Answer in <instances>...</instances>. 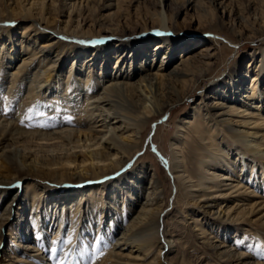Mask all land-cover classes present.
<instances>
[{"label": "rangeland", "instance_id": "obj_1", "mask_svg": "<svg viewBox=\"0 0 264 264\" xmlns=\"http://www.w3.org/2000/svg\"><path fill=\"white\" fill-rule=\"evenodd\" d=\"M13 1H16L19 4L23 2V0H0V8L3 9L4 7L10 6V3ZM55 1L56 5L53 8L54 10H51V16L55 17L57 21L55 29H57L59 35H67V38L65 39H68L69 41L71 40L69 46L74 45L77 47L76 50H79L81 53H87L86 55H89L91 51L86 48V44L96 42V38L92 40L93 38L88 37H99L100 40H102L97 41L99 44H107L110 42L108 39L110 38L109 36L101 35L103 33L100 30V28H102L101 26L109 24L113 25L119 20H124L129 29H134L137 25L136 23L141 20L142 13L154 11L157 8L159 9L158 0ZM176 1V3L171 2V6L168 9V13L176 14L178 21L176 30L172 35L177 39L186 38L200 40L201 43H199L198 46L209 43L210 40L217 39L220 47L226 48L223 49L221 59L219 60L216 69H213L212 73L206 74L204 77L203 74L202 76H197L198 81L196 82V85L190 84L191 82H185L184 84L178 85L177 88L180 90V94L183 95V100H180L179 102L176 100L173 89H171L169 96L172 99L174 98V105H169L160 115L150 118L145 127L146 131L139 139V143H137L132 149L133 156L129 159L125 158L118 170L113 172L111 169L109 171L110 173L107 172L104 178L100 180L93 177L85 181L76 178L69 179V177L62 176L58 172L47 169L46 167H43L42 169L37 168L38 170L33 169L32 167L34 165L31 163L37 156L38 159H45L51 158L58 153L59 147H55L56 145L43 148L34 141L27 144V147L29 148L24 151L22 147L26 143L19 142L17 143V145L21 144L19 145V147L21 146L19 151L13 150L12 152H8V156L0 155V182L6 183L5 186L4 184H0V215L4 214L3 211L8 203H13L11 207L5 211L8 212V214L5 213V215H9L10 217L4 221V224L0 229V232L2 233L0 237V264H60L61 260H63L65 264H92V261H95V264H103L105 262V264H112L108 259L110 258L111 251L114 250L117 238L121 236L123 232H127L125 235L127 243L122 247L123 249H121L122 256L124 257L119 259L115 257V259H118L121 264H130L131 261L133 264H149L150 259H155L158 253L157 244L153 247V251H151L153 253L151 254V257L147 259L148 261L133 259L136 255L138 256L137 258L143 257L144 255V251H131L136 249L133 245H135L137 241L133 240L136 238L141 239L142 236L147 233H150V236L151 234L159 236L161 245L163 243L169 245V251L167 249L163 253V261L165 264H168L170 260L176 262L175 264H221V262L214 256L213 252H211L212 250L198 241L194 230L192 231V225L194 224L193 219L183 216V213L187 211L189 217L194 216L193 218L197 219V216H199L197 214L199 206L193 199L185 196V189L182 188L181 190V187H179L174 173L173 149L175 147L174 143L179 142L178 138L182 139L181 135H184L186 139H183L182 143L179 142L180 145L184 146L185 150L189 152L195 151L201 144L202 152H199V155L201 156L205 149L203 144L199 141L198 137H196L198 139L197 143H191L194 135L192 132L186 130V126H182L184 125L183 121L185 119H192L196 123L195 115L197 114V108L199 107L198 102L202 101V103H200L203 107L201 111L204 112L205 108H207L204 104H210V102L214 101V98L205 99L204 95L213 96L217 88L226 86L230 80L227 73L238 71V74H253L250 70L254 69L253 65L255 63L252 60V63L254 64L247 68V61L251 59V56L248 53L251 51L259 52L264 49V0H223V2H225L223 5L221 4V6L225 7L223 8V12L221 11L223 9L220 10V5L217 6L215 4L214 6L210 0H194L193 5L195 4V7H184L183 9L181 7L185 3V0ZM196 3L199 5H196ZM82 11H84L83 16L80 14ZM109 12L111 14H109ZM70 15L73 20H75L74 26H78V20L80 21L78 28L83 32L79 33V35H84L82 39L76 38L77 40H75L73 32L68 31L65 33L62 31V28ZM27 19L28 18L21 16L17 19H12L10 15L3 16L4 21L3 23L0 22V37H3L2 42L7 43V45L11 42V39L5 31L7 26H10L9 28H11L14 38L20 39L22 37V34L20 33L23 31L24 26L32 22L30 19ZM223 21L225 24H223ZM207 23H211V25ZM198 25L202 28L199 29ZM235 28L241 30L235 31ZM84 30H87V32ZM48 31L49 32L46 33V36H43L42 38L40 36L38 38V42L47 39V35H57L55 30ZM34 33L35 32L32 33L28 41L34 39ZM28 41H25L24 43L27 44ZM156 41H158V39H151L147 42V47L141 45V51L147 49L151 50ZM31 47H28L27 44L26 47L17 48L16 51L19 50L20 56L16 59H12L11 65H8L7 63L10 58L8 54V52H11L9 51L10 48L3 47L4 55L8 54V56H4L3 60L0 62V134H2L5 126L8 125V132L5 133L7 139L6 143H16L17 140H21L28 135L26 132L53 133L57 131L74 132L79 129L87 130L90 126L88 125L89 123L76 125L74 121L79 118H91L90 116L97 117L98 114H100V110H98L94 104H91V102L98 99H106L107 102H110V104L102 103V105L107 112L110 113V116L113 117L112 121H115L113 123L115 126H120L123 121V118H115L116 115L113 114V111L118 110L120 107L126 109V111H128L133 117L140 114V111H138V109L135 110V108L130 106L124 98L116 96L107 89V85H109L110 82L109 78H105V80L102 81L100 85L97 84V87L93 90L92 88L87 89L90 87L89 84L87 85V88H85L86 84L84 77L86 75L82 76V74L71 75L70 81L68 82L69 86L64 83L68 80L66 72L71 63L72 56L69 57L61 68L63 79L60 81V84L58 82L56 85L53 82V84L51 83L47 87L45 84L43 86L42 81L38 80L35 75V72L39 69L36 68L38 64L33 65L29 72L17 79V77L12 74V67H17L19 65H17V62H19V59L23 54L29 52ZM136 47L139 48V46ZM127 49L130 52L132 51V48L130 47ZM193 49L194 47L190 45V47L186 49V52L192 51ZM110 52H113L114 54L115 51L110 50ZM111 54L112 53H110V55ZM129 56L130 54L126 60L131 62L132 59L130 60ZM103 57L104 52H101L97 60V66L101 65ZM158 57H160V55L157 56L156 60H158ZM180 57L181 54L178 52L177 57L171 64L179 61ZM258 60L259 58L257 59V62ZM114 62L115 58H112V60L108 62L109 69H112ZM169 69H167L166 72H168ZM203 71L205 72L206 69L204 68ZM222 78H224V80L219 83L218 87H210L213 81ZM251 83V78L246 77L244 84L251 86ZM82 84L85 85L83 86ZM32 87H35L37 93H43V95L38 99L37 97L36 99L30 98L29 88ZM153 87L155 88V86ZM257 87V89H260L258 92L264 93V83H259ZM78 89L81 93L79 96L77 95ZM65 91L69 93V99L72 97L71 99L75 100L74 103H71V106L75 108L72 109V111L67 110L66 107L64 109L61 108V110L52 109V102L49 101L51 96H54V94L63 95ZM60 99L61 102L63 98L60 97ZM52 100L56 101L54 97ZM253 100L257 101L256 97ZM75 103H77V105ZM110 107L111 109L109 110ZM235 117H237L236 119L240 122L239 124H234L241 129H249L248 127H251V125H248L247 127L244 126V124H248V122H246L248 120L256 122L254 118ZM124 125L125 124H123L122 127ZM257 127L258 129L256 130H258V133L256 137H259L260 140L264 134V123L261 124L263 129H260L259 125H257ZM250 130L252 131V129ZM117 131L118 130H116L117 135L121 133ZM90 134H93V132ZM130 143H132V141ZM104 145L105 143H103L101 147ZM225 150H227V154L223 151H221V153L223 156H227L228 152H230V158H227L228 161H231L232 156V160L237 159L235 152L233 153L234 150L228 149L227 147ZM180 159H183V163L178 164H185L186 167H183L184 170H192L197 164V159H195V157L193 158L189 153L183 154ZM215 159L216 157L214 160ZM217 159L219 158L217 157ZM258 161L260 164H264V160ZM18 163L24 164L25 169L18 170ZM220 164H222L224 168L227 165L230 166V164H224V162ZM228 166L227 168H229ZM144 168L149 169L147 172H144ZM66 171L70 173L76 172L70 169H65V172ZM153 172L156 173L157 178L159 179L158 194L159 196H165V208L163 217L160 221L161 230L159 232L157 231V225L159 222L153 223L150 221H144V223H141L140 218L136 219L138 213L144 211L143 207H147L146 203L149 200L147 198L146 186L149 184L148 178ZM141 173L144 177L140 182V179L137 177ZM195 174L198 175L200 172L196 169ZM258 176L261 179L259 174L257 176L255 175L254 178L258 179ZM250 177L247 182L250 187L249 190L255 189V194H261L263 197H253L249 201L259 202L264 200V185L262 184L261 189H258L256 186L257 183L253 185L255 182H252ZM132 180H134L137 185L139 184V195H137L138 199L135 203L130 202L128 198L130 191L127 189L125 191H128V193H125L126 195L124 196L123 193L120 195L119 203L117 205L111 202V204L116 206L120 211L125 210V213L116 211L113 208L110 209L109 207L107 217L105 216V211L101 222L99 220L100 214H98V211L93 212L94 215L91 218L79 220L80 222H73L74 219H71L72 205L80 200L81 195L86 190L93 186H102L106 189L107 193H110L112 190L114 191L118 188L117 184H119V182H125L124 186H126L128 185L126 182ZM262 181L264 182V178H262ZM17 185L19 186L17 187ZM244 191L245 188H242L239 192L246 193ZM199 193L200 191L194 192L196 197H198L197 194ZM249 193L253 195L252 192ZM236 194L237 192H233L232 195L227 198L218 199L219 202L216 204L215 209H218L224 200H227L225 205L236 204L242 200L248 202L244 197L242 200L240 197V199H238ZM64 195H67L65 199L57 200L58 197ZM13 196H17V198L11 200V197ZM121 201H124V203L121 204ZM58 202H66L65 204L63 203V216L55 211V206H59L55 205ZM129 203L130 205H128ZM34 204L36 205L35 207ZM111 204H109V206ZM124 206L127 207L121 209ZM59 208H61V206ZM222 208H224V206ZM259 208L261 209L251 216V220L244 223L247 225L242 227L235 224L230 225L221 220L210 221L215 224V226L216 224H221L223 227H228L229 230L219 232V237H222V234L228 236L225 239L228 241L227 243L232 245L233 248L235 247L239 252L251 254L249 258L251 262L258 260L264 261L263 204L260 205ZM86 210H90L88 205L86 206ZM55 215L56 217L61 216L60 218L64 217V221H62L63 228L57 238H54L53 235L56 223L55 227H52ZM52 218L53 220L51 223L50 221ZM205 221H207L206 225L210 223L207 219ZM35 222H39L42 227L44 224L45 226L51 224V227L46 230L44 228L45 233L28 232L33 229L34 231L36 229L38 230V228H34ZM132 222L137 223L136 226L143 225V228L135 230L137 227L132 226L133 230H129ZM167 226H169L170 233H173V236L165 235L163 233L164 228H167ZM233 228L239 229L234 231ZM69 240L72 242L69 243ZM19 243H30L36 248H40L42 253L41 255H34V250H29V253L24 252V249H22V246L19 245ZM138 253L141 254L138 255ZM16 256L29 257L27 258L28 262H19Z\"/></svg>", "mask_w": 264, "mask_h": 264}, {"label": "bare ground", "instance_id": "obj_2", "mask_svg": "<svg viewBox=\"0 0 264 264\" xmlns=\"http://www.w3.org/2000/svg\"><path fill=\"white\" fill-rule=\"evenodd\" d=\"M171 2L176 3L177 1L158 0L159 9L157 8L154 11L142 13L141 20L136 23L137 25L134 29H129L124 20H119L113 25L109 24L101 26L102 28H100V30L103 32L101 35L109 36L110 38L108 39L110 42L107 44H99L97 41H102L99 37H88L93 38L92 40L96 38V42L86 44V48L91 50L89 55L76 50L77 47L74 45L69 46L71 40L69 41L68 39H65L67 38L66 34H58L57 29H55L57 21L55 17L51 16V10L53 11L54 6L56 5L55 0H23L21 4L13 1L10 3V6L4 7L3 9L0 8L1 23H3V16L5 15H10L12 19H17L20 16L26 17L32 21L30 24L24 26L23 31L20 33L22 34L20 39L14 38L11 28H9L10 26L5 28L8 37L11 39V42L9 43L11 46L9 44L7 45V43H3V37H0V62L3 60L4 56H8L9 54L10 58L7 61L8 65H11L12 59H16L20 56L19 50L16 51L17 48L26 47L27 44L28 47H31L32 45L29 52L23 54L19 59V62H17V65H19L17 67H12V74L15 75L17 79L29 72L33 65L38 64L36 68L39 69L35 72V75L38 80L42 81L43 86L45 84L47 87L49 84H53V82L56 85L58 82L60 84V81L63 79L61 68L69 57L72 56L71 63L66 72L68 80L64 83L69 86L68 82L70 81L71 75L82 74V76L86 75L84 77L86 84L85 88H87V85L89 84L90 87L87 89L92 88L93 90L97 87V84L100 85L105 78H109L110 82L109 85H107L108 88L107 86L106 88L116 96L124 98L130 106L135 108V110L138 109V111H140V114L134 117L126 111V109L121 107L118 110L113 111V114L116 115L115 118H123L121 125L115 126V124H113L115 121H112L113 117L110 116V113H108L102 105V103L110 104V102H107L106 99H98L91 102V104H94V106L100 110V114H98L97 117L90 116L91 118H79L74 121L76 125L89 123V129H79L74 132L57 131L53 133L25 131L28 135L21 140H17L16 143H6L7 139L5 133L8 132L7 125L3 129L2 134H0V155L8 156V152H12L13 150L19 151L21 148V146L19 147L21 144L17 145L19 142L26 143L22 147L25 151L29 148L27 147V144L35 141L36 144L43 148L56 145L55 147H59V150L58 153L56 152L57 154L51 158L38 159L37 156L31 163L34 165L32 167L33 169H42L43 167H46L47 169L58 172L62 176L69 177V179L76 178L83 181L92 177L100 180L104 178L107 172L110 173L109 171L111 169L113 172L118 170L125 158L129 159L133 156L132 149L137 143H139V139L146 131L145 127L150 118L160 115L169 105H174V98L172 99L169 96L171 89H173L178 102L183 100V95L180 94V90L177 86L184 84L185 82H191L190 84L196 85V82L198 81L197 76H202L203 74L204 77L206 74L212 73L213 69H216L218 62L221 59L223 49L226 48H221L217 39L210 40L209 43L198 46L199 43H201L200 40L186 38L177 39L174 37L172 34L176 30L178 21L176 14L168 13ZM210 2L213 3L214 6L215 4L217 6L220 5V10L225 8L221 6V4L223 5L225 3L223 0H210ZM193 3L194 0H185V3L181 8L195 7V4L193 5ZM196 5L199 4L196 3ZM221 11L223 12L224 9ZM80 14L83 16L84 11ZM109 14L111 13L109 12ZM74 21L75 20H73L70 15L69 19L65 22L62 31L65 33L68 31L73 32L75 40H77L76 38L82 39L84 35H79V33L83 32L78 28L80 21L78 20V26H74ZM207 24L211 25V23ZM223 24H225L224 21ZM198 26L199 29L202 28L200 25ZM48 30H55L57 35H47V39L38 42V38L40 36L41 38L46 36V33L49 32ZM240 30L235 28V31ZM84 31L87 32V30ZM33 32H35L34 39L28 41ZM151 39H158V41L154 42L151 50L147 49L141 51L140 46L144 45L147 47V42ZM25 41H28V43L26 42L27 44H25ZM190 45L194 47V49L186 52V49L190 47ZM136 46H139V48ZM3 47H9V51L11 52L4 55ZM129 47L132 48L131 52L127 49ZM110 50H114V54L113 52H110ZM101 52H104V57L101 65L97 66V60ZM178 52L181 54L179 61L171 64L177 57ZM110 53L112 54L110 55ZM129 54V59H132L131 62L126 60ZM248 54H250L251 59L247 61V68L255 63L253 65L254 69L250 70L253 74H238V71L227 73L230 80L226 86L217 88L213 96L204 95L205 99L214 98V101L210 102V104H204V106H207L204 112L201 111L203 107L200 103H202V101L198 102L199 107L197 108V114L195 115L196 123L192 119H185L183 121L184 125L182 126H186V130L192 132L194 135L191 143L195 144L199 139L203 144L205 149L201 156L199 155V152L202 150L201 144L195 151L189 152L185 150L184 146L180 145V143L183 142V139H186L184 135H181L182 139L178 138L180 143H174L175 147L173 149L174 173L179 187H181V190L182 188L185 189V196L193 199L199 206L197 210L199 216H197V219L193 218L194 216L189 217L187 211L183 213V216L193 219L194 224L192 225V231L194 230L198 241L206 247H209L221 264H264V261L259 260L251 262L249 260L251 254L239 252L235 247L233 248L232 245L227 243L228 241L225 239L228 236L222 234V237H219V232L229 230L228 227H223L221 224H216L215 226V224L210 222L211 220H221L225 221L227 224H235L242 227L247 225L244 223L249 222L251 216L261 209L259 208L260 205L263 204L264 208V200L259 202L249 201L253 197L260 198L263 197V195H256L255 189L249 190L250 187L247 183L251 176V181L255 182L253 185L257 183L256 186L258 189H261L262 184L264 185V182L262 181V178H264V164H260L258 161L264 160V134L260 140L259 137H256L258 133V130H256L258 129L257 125H259L260 129H263L261 124L264 123V93L258 92L260 89H257L259 83H264V49L259 52L251 51ZM159 55L160 57L156 60ZM112 58H115V62L112 69H109L108 62H110ZM258 58L259 60L257 62ZM252 60L254 63H252ZM204 68L206 69L205 72L203 71ZM167 69H169L168 72H166ZM246 77L251 78V86L244 84ZM223 80L224 78L213 81L210 87H218L219 83ZM85 84L82 85L84 86ZM153 86H155V88ZM29 94L32 99H36V97L38 99L43 95V93H37L35 87L29 88ZM80 94L81 93L78 89L77 95L79 96ZM68 96L69 93L67 91H65L63 95L54 94V96H51L49 101L52 102V109L61 110V108L64 109L66 107L67 110L72 111L75 107H72L71 103H74L75 100H72V97L69 99L70 96ZM53 97L56 101L52 100ZM60 97L64 99H62L61 102ZM255 97L257 101L253 100ZM75 104L77 105V103ZM110 109L111 107L109 110ZM235 116L254 118L256 122L248 120L246 121L248 124H244V126L247 127L248 125H251V127L249 126V129H241L235 125L240 122ZM123 124L125 125L122 127ZM250 129H252V131ZM116 130L121 133L117 135ZM91 132H93V134H90ZM196 137H198V139ZM131 141L132 143H130ZM103 143H105V145L101 147ZM226 147L234 150L233 153L235 152V155L237 156L236 160H232V156L231 161H228L227 158H230V152H228L227 156H223L221 151L226 153ZM185 153H189L193 158L195 157V159H197V164L192 170H184L183 167H186L185 164H178L183 163V159L180 158ZM215 157L216 159L217 157L219 159H215V161ZM222 162H224V164H230V166L227 165L229 168H227V166L224 168V166L220 164ZM24 169V164L18 165V170ZM65 169L74 170L76 172H73L74 174L67 171L65 172ZM148 169L149 168H144L143 171L147 172ZM196 169L200 174H195ZM258 174L261 176V179L259 176L258 179L254 178V176H257ZM143 177L144 175L141 173L137 178L140 179L141 182ZM148 183L149 184L146 186V192L149 201L146 203L147 207H143L144 211H140L136 216V219L140 218L141 223H144V221H150L153 223L159 222L158 225L156 224L157 231L159 232L161 230L160 221L163 217L165 208V196H159L158 194L159 179L157 178L156 173H152L148 178ZM0 184H4V186L6 185V183L1 182ZM124 184L125 182H119V184H117L118 188L114 191L112 190L110 193H107L106 189L102 186H93L86 190L81 195L80 200L74 203V206L72 205L71 219H74L73 222L75 223L79 220L91 218L94 215L93 212L97 211L98 214H100L99 220L101 222L105 211V216L107 217L109 207L110 209L113 208L116 211H120L113 204L117 205L119 203L120 195L123 193L124 196L128 191H130L128 194L130 202L135 203L138 199L137 195H139V184L137 185L134 180L126 182V184H128L126 186H124ZM242 188H245L244 192L246 193L239 192ZM126 189L128 191H125ZM196 191H200V193L197 194L198 197L194 194ZM233 192H237L236 195L238 196V199L241 198L242 200L244 197L248 202L242 200L240 202L237 201L238 203L236 204L225 205L227 200H224L220 204V207L215 209L216 204L219 202L218 199L227 198L232 195ZM249 192H252L253 195ZM66 197L67 195H64L58 197L57 200H63ZM16 198L17 196H13L11 197V200ZM111 202H113V204H111ZM63 203L65 204L66 202H58L55 204L59 205L58 207L55 206L56 213L58 212L59 214H62V216L64 215L62 212V210H64ZM120 203L123 204L124 201H121ZM12 204L13 203H8L3 211L4 214L0 215V229L4 224V221L10 217L9 215H5V213L8 214V212L5 211H7ZM109 204L111 205L109 206ZM87 205L90 208L89 211L86 210ZM128 205H130V203ZM35 206L36 205L34 204V207ZM60 206L61 208H59ZM127 206H124L121 209L126 208ZM223 206L224 208H222ZM120 212L125 213V210ZM60 217H56L55 215L54 220L52 218L50 221L52 223L53 220L52 227H55L56 223V228L53 231L54 238L59 236L60 231L63 228L62 221H64V217ZM204 219H207L210 223L206 225L207 221ZM39 222H35L34 227L38 228V230L36 229L34 231L33 229L28 232L45 233L44 228L46 230L51 227V224L47 226L44 224L42 227ZM136 225L137 223L132 222L129 230H133L132 226ZM136 227L135 230H140L143 228V225ZM238 229L239 228H233L234 231H237ZM126 233L127 232H123L115 242L114 250L111 251L110 258L108 259L112 264H121L118 259L124 257L122 256L121 249H123L122 247L127 243V238L125 237ZM163 233L165 235L173 234L170 233L169 226L164 228ZM1 234L2 233L0 232V237ZM136 239L133 240L137 241V243L133 245L136 249L131 251H144V255L139 258H137L138 256L136 255L133 259L148 261L147 259H149L153 253L151 252L153 251V247L157 244V256L154 260L150 259L149 264H165L163 261V253L167 249L169 251L170 248L167 243L161 245L159 236L152 234L150 236V233H147L143 235L141 239ZM19 245L22 246L24 252L29 253V250H34V255H41L42 253L40 248H36L30 243H19ZM140 254L141 253H138V255ZM16 257L18 258L17 260L22 263H25L26 261L28 262L27 258H29L22 256ZM115 257L118 259H115ZM175 263L176 262L170 260L168 264ZM130 264H133V262L131 261Z\"/></svg>", "mask_w": 264, "mask_h": 264}, {"label": "snow or ice", "instance_id": "obj_3", "mask_svg": "<svg viewBox=\"0 0 264 264\" xmlns=\"http://www.w3.org/2000/svg\"><path fill=\"white\" fill-rule=\"evenodd\" d=\"M30 118V117H29ZM70 122V121H69ZM19 185H17V187H18ZM72 241L71 240H69V243H71ZM238 242V241H237ZM60 264H65V262L63 261V260H61L60 261ZM92 264H95V261H92Z\"/></svg>", "mask_w": 264, "mask_h": 264}]
</instances>
